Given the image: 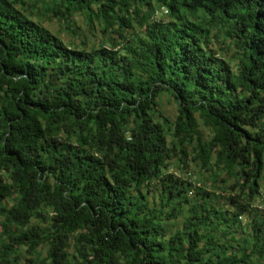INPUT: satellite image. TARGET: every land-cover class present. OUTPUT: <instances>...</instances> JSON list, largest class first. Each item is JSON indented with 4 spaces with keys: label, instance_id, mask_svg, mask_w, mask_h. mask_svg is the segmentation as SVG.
Returning <instances> with one entry per match:
<instances>
[{
    "label": "trees",
    "instance_id": "trees-1",
    "mask_svg": "<svg viewBox=\"0 0 264 264\" xmlns=\"http://www.w3.org/2000/svg\"><path fill=\"white\" fill-rule=\"evenodd\" d=\"M263 178L264 0H0V264H264Z\"/></svg>",
    "mask_w": 264,
    "mask_h": 264
},
{
    "label": "rangeland",
    "instance_id": "rangeland-1",
    "mask_svg": "<svg viewBox=\"0 0 264 264\" xmlns=\"http://www.w3.org/2000/svg\"><path fill=\"white\" fill-rule=\"evenodd\" d=\"M157 14H159V12H157ZM45 25L50 29V31L57 34L60 38H62L64 40H67L69 38V36L71 37V34L68 35L62 29V26H59V24L53 20L45 22ZM74 25L78 26L79 29L85 31L84 23L80 19V16L77 15L74 17ZM88 37H89V35H88ZM160 100H161V107H159V108L163 111L164 114L172 116L174 111H173V104H172L171 100L167 99V97L165 95H162L160 97ZM189 170L191 171V169H189ZM192 170H193V168H192ZM201 178L202 177L198 178L199 182H200ZM192 179L194 181H197V176L195 173L192 174ZM260 186H261V188H260L261 199H263V202H264V178L260 182ZM255 201H257V200H255ZM253 206H257L258 209H262L264 205L261 202L260 203L255 202ZM241 219H243V218L241 217Z\"/></svg>",
    "mask_w": 264,
    "mask_h": 264
}]
</instances>
